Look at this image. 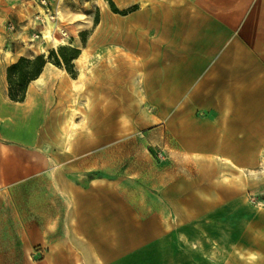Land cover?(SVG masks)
<instances>
[{
    "label": "crops",
    "instance_id": "1",
    "mask_svg": "<svg viewBox=\"0 0 264 264\" xmlns=\"http://www.w3.org/2000/svg\"><path fill=\"white\" fill-rule=\"evenodd\" d=\"M117 2L111 45L128 60L76 107L90 119L70 139L67 117L51 119L64 69L20 102L0 74V264L38 242L46 264H264V208L250 202L264 178V0ZM142 142L165 160L136 153Z\"/></svg>",
    "mask_w": 264,
    "mask_h": 264
},
{
    "label": "rangeland",
    "instance_id": "2",
    "mask_svg": "<svg viewBox=\"0 0 264 264\" xmlns=\"http://www.w3.org/2000/svg\"><path fill=\"white\" fill-rule=\"evenodd\" d=\"M55 1L58 2V24L68 34L67 44L65 45H58L60 42L58 39V43L55 44L46 40L32 39V33L41 30L43 34L46 28L45 25L49 23L48 29L51 30V22L47 20L46 16L42 17L43 14L39 7V0H0V56L2 57L6 49L13 50L14 47H17L16 56L18 58L14 62L20 57L34 58L37 55H42L47 60L49 53L57 52L61 46L77 48L79 54L81 53V49H85L87 54L84 66L85 76L80 80L77 79L78 67L72 61V65L70 66L71 73L67 72L63 66H60L59 68L64 69L67 74L60 78L59 73H56L52 85L49 86V89L52 90L55 96L51 104V107L54 108L51 119L62 123L69 116L72 109L82 112L83 110H87L91 106L92 98L94 99L97 95H95L93 88L101 85L97 81L103 80L105 82L106 77L114 75L120 68L118 65L128 60V57L126 58L122 51L113 49L111 45L113 43H122V35L116 33L117 28L121 27V22L114 21L112 17L110 19L106 18V15L110 14L111 16L112 12H114L113 8H116L114 2L118 1L121 4V0H52V3L54 4ZM14 6H18L19 13L13 17L10 15L6 17L5 15ZM116 10H118L116 13L120 15L123 13L122 9L116 8ZM10 24L14 26L13 29H10ZM41 46H43L45 52H41ZM14 62L2 61L0 58V74L3 77L2 83L5 95H7L8 90L6 69ZM52 68L55 67L53 66ZM86 75L87 79L85 80V86H83L81 94H75L73 87L77 88V85L83 82ZM70 78L76 79L77 82L70 81ZM76 116L78 117L76 121H80L79 119L84 117L89 123L90 116L88 114H83V116L77 114ZM142 144L138 148H136L137 146H133L132 149H136V153L140 151L146 154L152 162H154L153 160H165L163 152L158 147H155L153 142H148V146L143 142ZM119 176L120 174L117 173L114 175L116 181L121 179ZM91 177L105 179L106 175L98 174ZM256 181L260 191L259 196L263 198L264 178H258ZM46 249L47 246L41 242L35 243L29 251V255L18 251L13 264H46L44 261Z\"/></svg>",
    "mask_w": 264,
    "mask_h": 264
},
{
    "label": "trees",
    "instance_id": "3",
    "mask_svg": "<svg viewBox=\"0 0 264 264\" xmlns=\"http://www.w3.org/2000/svg\"><path fill=\"white\" fill-rule=\"evenodd\" d=\"M113 9L114 12H118L116 8ZM78 54L77 48L61 46L57 52H50L47 60L42 55L34 58L20 57L6 69L8 98L12 101H23L28 83L40 74L46 62H51L57 67L63 66L67 72H70L72 61Z\"/></svg>",
    "mask_w": 264,
    "mask_h": 264
},
{
    "label": "built area",
    "instance_id": "4",
    "mask_svg": "<svg viewBox=\"0 0 264 264\" xmlns=\"http://www.w3.org/2000/svg\"><path fill=\"white\" fill-rule=\"evenodd\" d=\"M39 1H40V6L43 9V13L45 14L46 18L51 22L50 35L52 36V38H56L58 39V41H60L58 45L67 44L68 34L65 31V29L58 24L59 22L58 21V2L55 1L53 4L52 0H39ZM40 15L42 14L40 13ZM9 27L10 29L14 28L12 24H10ZM31 36H32V39L45 40L41 30L37 31L36 33H32ZM250 202L256 207H264V197L257 198L256 196H251Z\"/></svg>",
    "mask_w": 264,
    "mask_h": 264
},
{
    "label": "bare ground",
    "instance_id": "5",
    "mask_svg": "<svg viewBox=\"0 0 264 264\" xmlns=\"http://www.w3.org/2000/svg\"><path fill=\"white\" fill-rule=\"evenodd\" d=\"M101 2V1H100ZM102 3V2H101ZM41 13L43 14V16L45 17V14L43 13V9L41 8V6L39 5ZM103 7V6H102ZM48 20V19H47ZM50 25V23L48 24ZM45 25V30L43 31V36L45 40H48L49 42H52L53 44L58 43L56 38H52V36L50 35V30L48 29L49 26ZM41 48V52H45L43 46L40 47ZM86 51L85 49H81V53L78 54V56L76 58L73 59L74 63L77 65V69H78V76L77 79L80 80L85 76V71H84V66H85V61H86ZM53 66L51 63H47V67L44 70L43 74L38 75L33 81L36 83H40L42 82V77L44 74H46V72L49 70V68ZM70 111V110H69ZM78 114V112L75 109H72L69 116L67 117V122H68V133H66V140L70 139L71 137V133L72 131L76 128L75 127V123L73 121V119L75 118V116ZM66 145V144H65Z\"/></svg>",
    "mask_w": 264,
    "mask_h": 264
}]
</instances>
